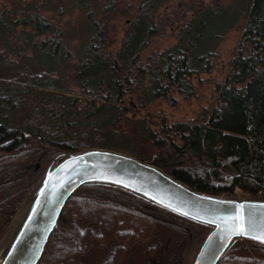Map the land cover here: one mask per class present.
<instances>
[{"label":"trees","instance_id":"16d2710c","mask_svg":"<svg viewBox=\"0 0 264 264\" xmlns=\"http://www.w3.org/2000/svg\"><path fill=\"white\" fill-rule=\"evenodd\" d=\"M120 1L0 7V196L56 155L107 148L153 163L195 191L264 199V0H184L174 43L144 61L141 51L171 24L156 20L167 0H139L110 51L107 24ZM72 11L78 42L59 20ZM234 27L238 42L213 106L189 121L162 118L158 132L136 118L158 98L173 103V92L193 97L191 78L212 71L215 47ZM10 198L0 202V236L14 215ZM207 231L126 189L87 184L67 201L38 264H185L186 249ZM218 264H264V245L234 240Z\"/></svg>","mask_w":264,"mask_h":264},{"label":"water","instance_id":"95a60500","mask_svg":"<svg viewBox=\"0 0 264 264\" xmlns=\"http://www.w3.org/2000/svg\"><path fill=\"white\" fill-rule=\"evenodd\" d=\"M87 184L126 189L208 227L190 264H218L234 240L264 245V199L195 191L150 162L107 148L65 154L45 172L1 264H38L70 197ZM239 217V219H237ZM243 225L245 234H236Z\"/></svg>","mask_w":264,"mask_h":264},{"label":"rangeland","instance_id":"374dc122","mask_svg":"<svg viewBox=\"0 0 264 264\" xmlns=\"http://www.w3.org/2000/svg\"><path fill=\"white\" fill-rule=\"evenodd\" d=\"M183 1L184 0H167L158 9L156 20L161 19L163 21L166 19L171 24H166L163 30L158 35L154 36L149 41L148 45L141 51L140 58L142 61L153 52L161 51L174 43V29L182 23L177 16H180L183 13V8L179 7V3H182ZM229 1L230 0H223L222 3H228ZM138 2L139 0H121L115 9V12L111 14L107 24V39L109 41V47L107 50L116 51L119 48L123 32L129 19L132 17L134 8ZM11 3V0H0V7L4 6L7 8ZM77 14L76 11H72L71 13L59 17L61 24L73 27L72 39L74 42H78L75 38L79 33V31L75 30L78 22ZM190 16L191 13L189 12L187 17L189 18ZM238 37L239 29L236 27L231 28L215 47L216 56L212 58V71L210 73L196 74L191 78L192 85L195 88V94L193 97L187 99L182 95L173 92V103H170L164 98H158L147 104L144 108L139 109L136 118L144 121L152 130L158 132L161 127L162 118H164L169 125L177 121H189L195 119L203 107L213 106L216 102V86L218 83L222 82L226 75L230 59L238 42ZM34 64L36 67V62L33 63V65ZM126 100L132 105L135 103L134 95H127ZM84 131L86 130H83L82 132ZM62 157L63 156L61 155H56L51 163H43L40 168L35 171L33 168L31 177L25 184H22L0 196V202L11 196V203L14 205L13 207L15 209L14 215L7 225L6 230L0 236V253L3 257L14 237V232L17 231L16 225L18 220L23 216L25 217L29 207L30 202L27 203L26 199L28 193L35 188L39 181H42L46 170ZM236 194L239 197L241 196L239 190H236ZM198 246L199 244L192 243L188 246L184 253L185 264H190L191 258Z\"/></svg>","mask_w":264,"mask_h":264},{"label":"snow or ice","instance_id":"6c2138e0","mask_svg":"<svg viewBox=\"0 0 264 264\" xmlns=\"http://www.w3.org/2000/svg\"><path fill=\"white\" fill-rule=\"evenodd\" d=\"M237 219H239V217H237ZM236 234H245V229H244V227H243V225H240V227H239V231L238 232H236ZM254 239H260L262 242H264V235H262V236H259V237H253Z\"/></svg>","mask_w":264,"mask_h":264},{"label":"bare ground","instance_id":"6f19581e","mask_svg":"<svg viewBox=\"0 0 264 264\" xmlns=\"http://www.w3.org/2000/svg\"><path fill=\"white\" fill-rule=\"evenodd\" d=\"M23 220H24V216L21 217V218L18 220L17 225H16V230H18V228L21 226ZM16 230H15V231H16ZM14 234H15V232H14ZM5 247H6V246H5ZM2 260H3V255L0 253V264L2 263Z\"/></svg>","mask_w":264,"mask_h":264}]
</instances>
